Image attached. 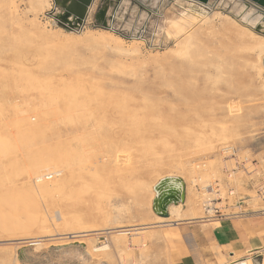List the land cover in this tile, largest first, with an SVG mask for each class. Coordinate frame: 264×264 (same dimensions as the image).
<instances>
[{
	"label": "rangeland",
	"instance_id": "rangeland-1",
	"mask_svg": "<svg viewBox=\"0 0 264 264\" xmlns=\"http://www.w3.org/2000/svg\"><path fill=\"white\" fill-rule=\"evenodd\" d=\"M94 4L91 25L70 34L68 26L48 16L56 7L54 0H0V13L7 9L0 14V167L6 170L0 168L5 173L0 175V223L31 221V229L23 232L11 224L0 228V264H168L162 237L152 227L159 218L153 205L155 187L166 178L181 179L186 191L184 202L169 207L174 220L183 217L184 210L185 217L195 218L264 210V56L250 46L253 38L264 35L254 30L249 9L236 0H219L213 7L186 0ZM108 30L116 39L105 44L93 41L104 38ZM14 70H21L19 77ZM22 71L31 74L26 82ZM39 80H44L42 86ZM65 88L71 95L74 90L85 92L79 107L85 110L76 116L68 113L72 119L56 114V106L49 103V94L58 89L66 94ZM125 103L133 109L129 113L119 110ZM75 117L87 125L69 135L64 123ZM93 125L96 130L89 133ZM53 126L68 134L62 140L73 139L72 146L80 143L75 140L86 142L77 156L59 158L64 162L47 163L35 173L33 161L46 154L48 158L53 151L47 144L57 146L61 141H46L43 149L48 151L41 148L39 158L12 150L30 129L48 136ZM82 133L88 140L94 136L93 143L87 145ZM33 137L25 139L32 142ZM8 152L11 155L4 156ZM106 156L119 160L92 169V162ZM65 161L72 162L69 167L76 172H84L80 179L85 180L67 179L57 191L42 193V185L62 180ZM115 167L123 169L121 176L111 172ZM13 172L28 174L16 179ZM21 187H30L29 192ZM124 230L130 232L120 233ZM75 233L83 236L84 245L63 243ZM116 237L123 243L118 248L113 244ZM32 243L36 245L29 246ZM101 247L108 250L95 251ZM257 260L262 263L264 255Z\"/></svg>",
	"mask_w": 264,
	"mask_h": 264
},
{
	"label": "bare ground",
	"instance_id": "bare-ground-1",
	"mask_svg": "<svg viewBox=\"0 0 264 264\" xmlns=\"http://www.w3.org/2000/svg\"><path fill=\"white\" fill-rule=\"evenodd\" d=\"M186 1H190V2H193V3H198V2H196V1H194V0H186ZM224 1V0H223ZM228 2V1H227ZM222 3V2H221ZM201 6L203 5V4H200ZM199 5V6H200ZM5 7V6H4ZM4 7H3V9H4ZM94 7H95V4H94V6L92 7V10L94 9ZM49 8H51V5H49ZM1 9V8H0ZM2 9V10H3ZM6 9V8H5ZM1 10V11H2ZM92 10H91V13H92ZM7 11V9L4 11V12H6ZM4 12H2L3 14H4ZM2 13H0V14H2ZM254 14V13H253ZM2 18V17H1ZM1 18H0V20H1ZM2 20H4V19H2ZM258 23V18L257 19H254V21H253V24L254 25H256ZM234 25V24H233ZM12 32V31H11ZM66 32H68V33H70V34H74V33H76V30L75 29H69V30H66ZM33 34V33H32ZM102 35V34H101ZM187 35H189V34H187ZM94 36V35H93ZM93 36L91 37V39L93 40ZM190 36V35H189ZM102 37H104V38H102V39H100L99 37H97V38H99L98 40H93V41H97V42H100V43H106V41L107 40H109V41H113V39H116V38H114V35L112 34V32H110L109 30L108 31H105V32H103V36ZM186 38V37H185ZM50 39H53L51 36H50ZM187 39H188V37H187ZM25 40V39H24ZM27 40V39H26ZM120 40V39H119ZM28 41V40H27ZM26 41V42H27ZM30 41V40H29ZM92 41V42H93ZM115 41V40H114ZM121 41V40H120ZM119 41V42H120ZM108 42V41H107ZM189 42H191V41H189ZM27 43H29L30 44V42H27ZM67 43H69V44H73V43H76V41L75 40H69V41H67ZM121 43H123V42H121ZM206 43V42H205ZM77 44V43H76ZM98 44V43H97ZM96 44V45H97ZM74 45V44H73ZM83 45V44H82ZM101 45V44H100ZM108 45V44H107ZM71 46V45H70ZM238 46V45H237ZM250 46H251V49L252 50H254V51H256V52H259V53H257V54H260V53H263V56H264V38H253L252 40H251V43H250ZM189 47H190V45H189ZM5 49V48H4ZM115 49V48H114ZM113 50V49H112ZM133 52V51H132ZM186 54H185V56L188 54V52H185ZM220 53V52H219ZM211 54V53H210ZM41 55L42 54H40V58H41ZM44 55V54H43ZM262 55V54H261ZM188 56H189V54H188ZM221 56V55H220ZM38 58H39V56H37ZM222 57V56H221ZM259 57H260V55H259ZM39 58V59H40ZM187 58V57H186ZM185 58V59H186ZM190 58H192L191 57V55H190ZM207 58V57H206ZM194 59V58H193ZM200 59V58H199ZM58 60H59V58H58ZM198 60V59H197ZM205 61H206V59H204ZM220 60H222L221 58H220ZM231 61V60H230ZM58 62H60V61H58ZM68 62H71V61H68ZM202 62H204V61H202ZM260 62V61H259ZM61 63V62H60ZM112 63V62H111ZM192 63V62H191ZM219 63V62H218ZM16 64V63H15ZM66 64V63H65ZM264 64V63H263ZM64 65V64H63ZM220 65H221V63H220ZM220 65H218L217 67H218V69H220L221 68V70H222V66L220 67ZM204 66V65H203ZM216 65H214L213 67L215 68V69H217L216 67H215ZM260 66V65H259ZM32 67V66H31ZM36 67V66H35ZM28 70H29V72H30V67L28 66ZM42 68V67H41ZM262 68V67H261ZM22 69H23V67H22ZM94 69V68H93ZM260 69V68H259ZM263 69L264 68H262V70L261 71H263ZM24 70L26 71L27 70V68H25L24 67ZM15 71V70H14ZM20 72H21V70H19ZM19 71H18V73H19ZM223 71V70H222ZM222 71H220V72H222ZM17 71H15L14 73H16ZM28 72V73H29ZM264 72V71H263ZM18 73H16V76L18 75ZM27 73V72H26ZM26 73H23V71H22V74H23V77H24V75L26 74ZM12 74V73H11ZM21 74V73H20ZM30 74V73H29ZM218 75H220V74H218ZM218 75L216 76V78L219 80V81H221L220 80V78L222 77H218ZM14 76V75H13ZM27 76H29V75H27ZM26 75H25V77H26V79H25V82L27 81V80H29V78L31 77V74H30V76L29 77H27ZM9 77V76H8ZM17 77H19V76H17ZM34 77V79H37L38 77H36L35 78V76H33ZM54 77V76H53ZM209 77V76H208ZM46 78L47 77H45L44 79L46 80ZM52 78V77H51ZM51 78H49V79H51ZM63 78V77H62ZM61 78V79H62ZM212 78V77H211ZM210 78V79H211ZM223 78H224V76H223ZM4 79V78H3ZM6 79V78H5ZM17 79V78H16ZM15 79V80H16ZM57 79V78H56ZM65 79V81L67 80L66 78H64ZM63 79V80H64ZM119 79V78H118ZM209 79V80H210ZM216 79V80H217ZM24 80V79H23ZM38 80V79H37ZM60 80V79H59ZM120 80V79H119ZM6 81V80H5ZM40 81V80H39ZM38 81V82H39ZM44 81V80H43ZM42 80L40 81V83L39 84H41V82H43ZM48 80H46L45 82H47ZM53 81H56V80H53ZM65 81H64V83H65ZM219 81H218V83H219ZM24 82V81H23ZM61 82V81H60ZM60 82L58 81V84H55V85H57V86H59V84H60ZM16 83H17V80H16ZM33 83V82H32ZM35 83L37 84V81H35ZM53 83H55V82H53ZM63 83V82H62ZM213 83V82H212ZM18 84V83H17ZM17 84H15V86H17ZM30 84V83H29ZM44 84V83H43ZM69 84V83H68ZM6 85V84H5ZM28 85V84H27ZM54 84H52V86H53ZM64 85V84H63ZM66 85V84H65ZM40 86H42V84L40 85ZM39 86V87H40ZM45 86V85H44ZM48 86V85H47ZM50 86V85H49ZM51 86V87H52ZM63 86H61V88H62ZM67 87H69V86H67ZM165 87V86H164ZM4 88H6V87H4ZM32 88V87H31ZM34 88H35V86H34ZM53 88V87H52ZM55 88H56V86H55ZM6 89H8V87L6 88ZM39 89V88H38ZM40 89L42 90L43 88H41L40 87ZM39 89V90H40ZM45 89V88H44ZM43 89V90H44ZM51 89V88H50ZM60 89V88H59ZM58 89V90H59ZM185 89H187V91H186V95L187 96H189L190 95V91H189V87L186 85L185 86ZM19 90V89H18ZM47 90V89H46ZM49 90V89H48ZM47 90V91H48ZM58 90H55L54 91V93L52 94H49L48 92H46V93H48L49 95H51V97L49 98V100H50V102L49 103H53L54 104V106H56L55 108H56V114H61V115H64L63 113H66L65 114V116H62V117H66L67 116V114L69 113V115H72V116H74L73 115V112H74V114H75V116H76V113H78V115H81L80 114V111H84V110H80L79 109V107L80 106H82V104H83V100L81 101L80 99H81V97H83L84 95H85V92H84V89L83 90H74L73 92H72V95L70 94L71 92H69V91H71V89L70 90H68V94H67V89L65 88V90H63V91H66V94H62V92L60 93ZM19 91H21V90H19ZM23 91V90H22ZM89 91V90H88ZM102 91V90H101ZM38 92V91H37ZM97 93V92H96ZM99 93V92H98ZM102 93V92H101ZM19 94H21V93H19ZM23 94V93H22ZM30 94V93H29ZM148 94V93H147ZM46 95V94H45ZM88 95V94H87ZM95 95V94H94ZM102 95V94H101ZM27 96H29V95H27ZM96 96V95H95ZM99 96V95H98ZM149 96V95H148ZM89 97V96H88ZM41 98V97H40ZM150 98V97H149ZM89 99V98H88ZM97 99V98H96ZM30 100V99H29ZM33 100V99H32ZM85 100H87V99H85ZM84 100V101H85ZM1 101V100H0ZM4 101V100H3ZM26 101V100H25ZM43 101H44V99H43ZM90 101V100H89ZM109 101V100H108ZM151 102V101H150ZM4 103V102H3ZM19 103V102H18ZM47 103V102H46ZM100 103V102H99ZM107 103V102H106ZM132 103V102H131ZM153 103V102H152ZM20 104V103H19ZM85 104H88V103H85ZM90 104V103H89ZM110 104V103H109ZM0 105H2L1 103H0ZM50 106H51V104H49ZM123 105V104H122ZM119 106V110H120V112L121 113H129L130 112V110H133V109H129L127 106H126V103L123 105V106ZM160 105V104H159ZM159 105H157V106H159ZM5 106V105H4ZM9 106V105H8ZM31 106V105H30ZM45 106V105H44ZM97 106H99V105H97ZM116 106V105H115ZM169 106H171V105H169ZM228 106V105H227ZM15 107V106H14ZM32 107V109H33V106H31ZM51 107H53V106H51ZM92 107V106H91ZM90 107V108H91ZM117 107V106H116ZM132 107V106H131ZM49 108V107H48ZM78 108V111L76 110ZM85 108H87L86 106H85ZM89 108V109H90ZM96 108H98V107H96ZM145 108V107H144ZM187 108V107H186ZM0 109H2L3 110V108H0ZM29 109V108H28ZM44 109V108H43ZM50 109V108H49ZM88 109V110H89ZM92 109V108H91ZM90 109V110H91ZM118 109V108H117ZM139 109V108H138ZM164 108H162V110H163ZM80 110V111H79ZM95 110V109H94ZM135 110V109H134ZM229 110H230V108H229ZM47 111V110H46ZM55 111V110H54ZM116 111V110H115ZM139 111H141L140 109H139ZM48 112V111H47ZM76 112V113H75ZM105 112V111H104ZM114 112V111H113ZM166 112V111H165ZM5 113H6V111H5ZM13 113V112H12ZM51 113H53L52 111L49 113V114H51ZM82 113V112H81ZM94 113V112H93ZM96 113V112H95ZM94 113V114H95ZM134 113H136V112H134ZM26 114V113H25ZM88 114V113H87ZM18 115V114H17ZM68 115V116H69ZM86 114H84V116H85ZM90 115V114H89ZM99 115V114H98ZM66 117V118H70V119H72L73 117L71 116V117ZM94 116V115H93ZM131 116V115H130ZM16 117V116H15ZM21 117V116H20ZM107 117V116H106ZM6 118V117H5ZM47 118V117H46ZM49 118V117H48ZM65 118V119H66ZM80 118H82V120H84L85 122H86V119H83V118H85V117H80ZM133 118H135L136 119V117H134L133 116ZM19 119V118H18ZM25 119V118H24ZM64 119V118H63ZM70 119H68V121L67 120H65V121H67L68 123H64V124H66L65 125V127H64V129L63 130H66V133H68L69 135H71V133H75L77 130H78V128H79V126H82V128L85 126L86 127V125L87 124H82L81 125V123H83L82 122V120H78V117H75V119H73V120H71L70 121ZM102 120H103V117L101 118ZM10 120V119H9ZM136 120H138V119H136ZM44 121V120H43ZM64 121V122H65ZM4 122H6V121H4ZM10 122V121H9ZM16 122V121H15ZM23 122V121H22ZM22 122H21V124H22ZM27 122V121H26ZM88 122V121H87ZM90 122V121H89ZM88 122V123H89ZM104 122V121H103ZM25 123V122H24ZM29 123V122H28ZM32 123V122H31ZM92 123V122H91ZM136 124V123H135ZM135 124H134V126H135ZM4 125V124H3ZM60 125V124H59ZM84 125V126H83ZM89 125H91V124H89ZM98 126L100 125L99 123L97 124ZM11 126V125H10ZM20 126V125H19ZM19 126L17 127L18 129H19ZM22 126V125H21ZM20 126V127H21ZM31 126V125H30ZM40 126V125H39ZM55 126H57V124L55 125ZM55 126H53L52 128H51V130L52 131H50L51 132V135H48V136H46V135H41V136H39V135H37V129L35 130V129H28L29 131H27L28 132V134H26V136H34L35 135V137H33V140L34 141H32V142H28V140L26 141V139H25V137L26 136H23V135H21L19 138H20V141H19V146H17V147H14L13 148V152H12V154H14V152H18V153H20L21 155H22V153H21V151L23 152V151H25V153H26V155L25 156H27V157H29V156H35V157H37V155H38V157L37 158H39V153H40V150H41V148L43 149L45 146L44 145H46V141H48L49 139L50 140H52V138H53V140L54 139H59V141H61V143L60 144H58L57 146H55L56 145V143L54 144L53 143V145H54V147H53V145H49V144H47L48 146H52L53 148H54V150L53 149H51V148H49L50 150H52L53 151V153H49V157L47 158V154H46V156H44V157H42V158H40V159H36V158H33V160H35L36 159V161H33L34 163H32L33 164V172H35V171H38L39 169L41 170V168H43V165H45V164H47V163H52V164H54V162H56V161H63L64 162V160H61V159H59V158H66L67 160H69L68 158H72L73 156H77L78 155V153H77V151L79 150V148L80 147H82L84 144H85V142H83V141H79V140H77V142H75L74 141V143H78V142H80L79 144H78V146H77V144H74V143H72V144H74V145H76V147L75 146H72L71 145V143H69V142H71L72 140L70 139L69 141H65V140H62L61 138L62 137H64V136H66L65 138H67V135H64L61 131V128L63 127V125H60L61 126V128L59 129L58 127H55ZM1 127V126H0ZM27 127V126H26ZM92 127V126H91ZM91 127H89L90 128V130L88 129V132L90 133V131L92 132V130L91 129H93L94 128V125H93V127L91 128ZM10 128V127H9ZM88 128V127H87ZM99 128H100V126H99ZM1 129V128H0ZM86 128H84V131H86V133H88L87 132V129L85 130ZM95 129V128H94ZM93 129V130H94ZM98 129V128H97ZM26 130V129H25ZM32 130V131H31ZM70 131V132H67V131ZM96 130V129H95ZM8 131V130H7ZM81 131V130H80ZM101 131V130H100ZM24 132V131H23ZM65 133V134H66ZM85 133V134H86ZM88 133V134H89ZM97 133V132H96ZM190 133V132H189ZM14 134V133H13ZM88 134H86V135H88ZM101 134V133H100ZM106 134V133H105ZM110 134V133H109ZM170 134H171V132H170ZM8 135V134H7ZM77 135H78V133H77ZM15 136H16V138L18 137L16 134H15ZM74 136V135H73ZM81 136H83V138L85 139V138H87V140L89 139V137H90V134L87 136V137H84L85 135H83V133L81 134ZM0 137H2V136H0ZM12 137V136H11ZM74 137H76V135L74 136ZM78 137V136H77ZM74 138V139H78V138ZM80 137V136H79ZM15 138V137H14ZM36 138V139H35ZM83 138H81L80 140H82ZM92 138H94V136L92 137ZM92 138H90V140H88L87 141V145H89V143H93V139ZM137 138H139L140 139V135L138 134L137 135ZM2 139V138H1ZM0 139V141H1V143L3 142L2 140ZM12 139H13V137H12ZM121 139V138H120ZM171 139H172V137H171ZM110 140V139H109ZM6 140H4V142H5ZM25 141V142H24ZM23 142V143H22ZM73 142V141H72ZM45 143V144H44ZM171 143V142H170ZM6 146H7V143L5 144ZM86 145V146H87ZM174 144H172V146H173ZM4 146V145H3ZM85 146V147H86ZM84 147V148H85ZM88 147V146H87ZM83 148V147H82ZM89 148V147H88ZM45 149H43V151H44ZM46 150L48 151V148H46ZM45 150V151H46ZM86 150H87V148H86ZM94 150V149H93ZM92 150V151H93ZM101 150V149H100ZM43 151H41V152H43ZM47 151L45 152V153H47ZM55 151V152H54ZM81 151V150H80ZM90 151V150H89ZM97 151V150H96ZM158 151V150H157ZM51 152V151H50ZM91 152V151H90ZM107 152V151H106ZM113 152H115V151H113ZM124 152V151H123ZM122 151H121V153H123ZM127 152V151H126ZM130 152V151H129ZM128 152V153H129ZM24 153V152H23ZM44 153V152H43ZM44 153V154H45ZM110 153V152H109ZM112 153V152H111ZM119 153H120V151H119ZM119 153H117V154H119ZM127 153V154H128ZM11 155V152H8V153H4V156H7V155ZM77 154V155H76ZM85 154V153H84ZM108 154V153H107ZM123 154H125V153H123ZM122 154V155H123ZM122 155H120V157L122 156ZM128 155H130V153L128 154ZM24 155H22V157H23ZM79 156H80V153H79ZM11 156H9V157H7V158H10ZM16 155H15V157H14V155H13V157L12 158H14L13 160H16ZM19 157V156H18ZM18 157H17V160H18ZM46 157V158H45ZM25 158V157H24ZM78 158V157H77ZM88 158H90V157H88ZM123 158H124V156H123ZM131 158V157H130ZM0 159H2V158H0ZM116 159H117V157H113V156H106L105 158H103V160H99L98 162H92V169H97L98 167H100V165H110V164H116L117 162H115L116 161ZM126 159V158H125ZM4 160V159H3ZM6 160V159H5ZM72 159H70V161H71ZM75 160V159H74ZM78 160V159H77ZM79 160H80V158H79ZM117 160H119V158L117 159ZM127 160H129L128 158H127ZM1 161V160H0ZM7 161H9V159L7 160ZM88 161V160H87ZM90 161V160H89ZM120 161H122L121 159H120ZM5 162V161H4ZM62 162V163H63ZM66 162V161H65ZM75 162H77L76 160H75ZM84 162V161H83ZM124 162H125V160H124ZM123 162V163H124ZM127 162V161H126ZM10 163V162H9ZM59 163V162H58ZM66 163H68V162H66ZM72 163V162H71ZM71 163H68V164H66V165H64L65 166V170H66V173H65V175L64 176H62V180L60 179V180H57L56 182H55V184H53V186L52 185H46V184H44V185H42V193H45V194H50L53 190H55L56 189V187H57V185L58 184H60L61 182H65V180H67V179H69V180H71V182H72V180L74 181V180H79L80 179V177H82V176H84L85 175V173L84 172H76L75 170H73V168L72 167H69V165H71ZM60 164V163H59ZM82 164V163H81ZM90 164V163H89ZM94 164V165H93ZM96 164V165H95ZM119 164H120V162H119ZM118 164V165H119ZM130 164V163H129ZM55 165H56V163H55ZM80 165V163L77 165V166H79ZM126 165V164H125ZM152 165H153V163H152ZM1 166V165H0ZM117 166V165H116ZM32 167V166H31ZM31 167H30V170H32L31 169ZM94 167V168H93ZM1 168V167H0ZM3 168V167H2ZM1 168V169H2ZM126 168V167H125ZM7 169V168H6ZM11 169H13V168H10V170ZM80 170H81V166H80V168H79ZM84 169V168H83ZM86 169V168H85ZM91 169V168H90ZM90 169H86V170H90ZM3 170L4 171H6L4 168H3ZM2 170V172H4ZM8 170V169H7ZM10 170H8L9 172H11ZM27 170V169H26ZM123 169H120V171H122ZM7 171V174L9 173ZM13 171H14V169H13ZM119 171V168L118 167H115L111 172H117L116 173V177H119V176H121L120 175V172ZM25 172V171H24ZM32 172V173H33ZM93 172V171H92ZM122 172H124V171H122ZM130 172V171H129ZM36 173V172H35ZM93 173H95V172H93ZM125 173H126V170H125ZM158 173V172H157ZM5 174V173H4ZM4 174H1L0 173V175H4ZM13 174L14 175H12L14 178L15 177H17L16 179H18L19 177L17 176V175H21L20 177H23V176H25L26 174H28V173H22V172H20L19 174H17V175H15V172H13ZM114 175V174H113ZM28 176H30V175H28ZM32 176V175H31ZM100 176V175H99ZM102 176V175H101ZM4 177H6V176H4ZM8 177V176H7ZM6 177V178H7ZM108 177V176H107ZM1 178H2V176H1ZM5 178V179H6ZM13 178V179H14ZM29 179V178H28ZM80 180H85L84 178L83 179H80ZM99 180V179H98ZM4 181H7V180H4ZM4 181L2 180V182L4 183ZM87 181H89V180H87ZM13 182H15V179L13 180ZM76 182V181H75ZM10 183V182H9ZM68 183V182H67ZM73 183V182H72ZM65 184V183H64ZM2 185H4V184H2ZM24 185H26V182H25V184ZM29 185H30V183H29ZM61 185V184H60ZM59 185V186H60ZM8 186H10V185H8ZM22 187H24L23 186V184L21 185ZM31 186V185H30ZM33 186V185H32ZM4 187V186H3ZM21 187V188H22ZM41 186H39V188H40ZM4 188H6V186L4 187ZM15 188V187H14ZM30 187H28V189H29ZM33 188V187H32ZM31 188V189H32ZM59 189H60V187H58ZM3 189V188H2ZM27 188L25 189H23L22 188V190L24 191H26V190H28ZM31 189H30V191H31ZM11 190V189H10ZM36 190V189H35ZM56 191H57V189H56ZM28 192H29V190H28ZM31 193H34V192H31ZM54 193V192H53ZM6 194V193H5ZM11 194H12V192H11ZM52 195V194H51ZM47 197H48V195H47ZM46 197V198H47ZM51 197V196H50ZM25 212V211H24ZM77 220V219H76ZM85 220V219H84ZM170 220H174V218H170ZM23 221V222H22ZM24 221L25 220H22V218H16L15 220H11L10 221V223L8 224V222L4 219L1 223H0V228L2 229V230H6V228L8 227V225L10 226V224L12 225L11 227H13L15 230H21L22 232L23 231H26V230H29V229H31V227L30 226H28V225H30V223H24ZM166 220L163 218V217H159L158 218V221H157V223H164ZM26 222V221H25ZM31 222V221H30ZM78 223L80 224V222L78 221ZM8 224V225H7ZM36 226H38V225H36ZM46 224H45V229H46ZM42 227H43V225H42ZM44 229V228H43ZM41 230H42V228H41ZM40 230V231H41ZM127 232H130L129 230H124V231H121L120 233H123V234H125V233H127ZM1 233V232H0ZM72 238H71V241H68V242H63V243H68V244H79V245H84V240H81V237H83L82 235H77L76 233H75V235L73 234V236H71ZM63 239V238H62ZM117 239H119V238H117L116 237V239H114V246L115 247H120L122 244H120L119 243V241L117 240ZM120 240V239H119ZM121 241V240H120ZM40 242V241H39ZM34 243V242H33ZM30 244L29 246H35L36 244ZM22 245V244H21ZM108 250V247H101V248H98V249H96L95 251H97V252H106ZM106 255V254H105ZM95 256L96 257H99L100 256V254L98 255V254H95ZM101 256H102V254H101ZM204 258V257H203ZM2 259V258H1ZM241 264H246V263H241ZM263 264H264V261H263Z\"/></svg>",
	"mask_w": 264,
	"mask_h": 264
},
{
	"label": "crops",
	"instance_id": "crops-1",
	"mask_svg": "<svg viewBox=\"0 0 264 264\" xmlns=\"http://www.w3.org/2000/svg\"><path fill=\"white\" fill-rule=\"evenodd\" d=\"M236 1L250 5L249 16L264 13L247 0ZM261 211L239 210L229 215L195 218L185 217L184 210L179 220H170L168 209L167 216L163 217L166 221H154L152 227L162 237L168 264H263L257 260L264 255Z\"/></svg>",
	"mask_w": 264,
	"mask_h": 264
},
{
	"label": "water",
	"instance_id": "water-1",
	"mask_svg": "<svg viewBox=\"0 0 264 264\" xmlns=\"http://www.w3.org/2000/svg\"><path fill=\"white\" fill-rule=\"evenodd\" d=\"M95 0H55L56 6L61 8V14L56 16V19L63 23L64 28L71 30L74 26H79L85 20L89 9L92 7ZM201 4L213 7L219 0H195ZM264 10V0H247ZM247 9H250L248 3H244ZM103 16V15H102ZM104 20V17H102ZM250 18L257 19L258 23L254 25V30L258 34L264 35V13L258 12ZM251 21H249L250 23ZM75 24V25H74ZM252 24V22L250 23ZM252 26V25H251ZM157 196L154 200V211L159 217H166L168 209L172 204L178 205L186 200V191L184 183L179 178H166L160 181L155 187Z\"/></svg>",
	"mask_w": 264,
	"mask_h": 264
},
{
	"label": "built area",
	"instance_id": "built-area-1",
	"mask_svg": "<svg viewBox=\"0 0 264 264\" xmlns=\"http://www.w3.org/2000/svg\"><path fill=\"white\" fill-rule=\"evenodd\" d=\"M54 4H55V0H54ZM92 7L89 9V12H88L85 20L82 22V24L79 25V26H74V29L76 31H79L81 29H86L89 25H91L90 21H92V13H91ZM60 14H61V8L59 6H56L52 11H50V13L48 14V16L51 17V18H53V19H56V16L57 15H60ZM56 20L59 21L58 19H56ZM261 213L264 215V210H262Z\"/></svg>",
	"mask_w": 264,
	"mask_h": 264
}]
</instances>
